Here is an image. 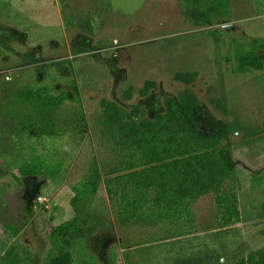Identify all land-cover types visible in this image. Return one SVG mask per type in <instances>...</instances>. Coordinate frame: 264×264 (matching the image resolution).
<instances>
[{"label": "rangeland", "instance_id": "obj_1", "mask_svg": "<svg viewBox=\"0 0 264 264\" xmlns=\"http://www.w3.org/2000/svg\"><path fill=\"white\" fill-rule=\"evenodd\" d=\"M231 18L200 24L184 0H0V264H49V229L77 214L73 187L96 161L98 193L84 201V226L73 264H236L264 248V70L241 73L238 60L256 50L264 60V0H229ZM78 102L60 111L68 127L57 137L17 134L3 104L21 88L71 91ZM194 101L198 128L229 124V146L241 185L240 223L220 228L212 196L176 221L159 222L109 198L105 173L120 156L102 124L105 103L140 119L163 98ZM85 116L80 135L73 115ZM77 127V128H76ZM32 156L61 167L55 180H12ZM8 168V169H7Z\"/></svg>", "mask_w": 264, "mask_h": 264}, {"label": "trees", "instance_id": "obj_2", "mask_svg": "<svg viewBox=\"0 0 264 264\" xmlns=\"http://www.w3.org/2000/svg\"><path fill=\"white\" fill-rule=\"evenodd\" d=\"M192 10V18L200 24H216L231 18L229 0H184ZM241 73L264 70V60L256 51L242 54L238 60ZM71 91L53 95L49 87L21 88L9 95L3 104L5 126L13 133L35 134L36 138H55L69 125L60 111L68 102H78L75 83ZM194 101L163 98V111L153 105L138 120L114 102L105 103L102 124L120 152L115 166L105 173V188L111 200H121L125 208L139 211L147 208L156 220L176 221L189 211V205L212 196L220 228L240 223L238 180L233 152L228 145L231 130L228 123L213 120L209 131H200ZM78 133L85 135V116L80 111L73 115ZM76 127V128H77ZM261 168L247 169L256 177ZM8 169V168H7ZM59 165L47 164L32 156L14 172L5 171L12 180L44 177L55 180L61 174ZM87 177L73 187L75 197L71 206L77 214L63 224L49 229L51 244L56 250L49 264H73V247L84 226V201L94 197L102 182V173L96 161L89 166ZM236 264H264V248L249 252Z\"/></svg>", "mask_w": 264, "mask_h": 264}]
</instances>
